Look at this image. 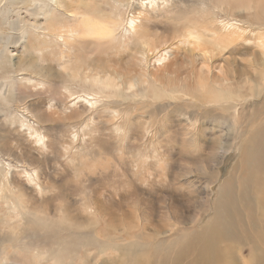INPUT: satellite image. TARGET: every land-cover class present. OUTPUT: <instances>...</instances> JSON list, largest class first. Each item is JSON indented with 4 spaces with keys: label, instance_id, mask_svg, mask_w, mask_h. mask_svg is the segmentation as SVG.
<instances>
[{
    "label": "rangeland",
    "instance_id": "obj_1",
    "mask_svg": "<svg viewBox=\"0 0 264 264\" xmlns=\"http://www.w3.org/2000/svg\"><path fill=\"white\" fill-rule=\"evenodd\" d=\"M0 12V264H185L218 190H245L264 127V0H0ZM102 20L116 23L110 41ZM255 214L241 207L239 242L221 244L248 264L249 247L264 255Z\"/></svg>",
    "mask_w": 264,
    "mask_h": 264
},
{
    "label": "bare ground",
    "instance_id": "obj_2",
    "mask_svg": "<svg viewBox=\"0 0 264 264\" xmlns=\"http://www.w3.org/2000/svg\"><path fill=\"white\" fill-rule=\"evenodd\" d=\"M43 7H44L43 3L39 5V9H40L39 13H43V11H44ZM0 14L3 17V13L0 12ZM116 28L117 27H116L115 22L109 23V22H105L103 20L101 22H98V21L93 22V29L95 30V32L98 36V39L102 42L110 41V39H113L114 35H115ZM137 28H138V25L135 22V17H133L130 20L128 32L131 31L132 34L134 35V34H136ZM257 28H260L262 30V27L257 26ZM228 30H229L230 35L233 34L232 37L240 36V34L242 33V31L239 30V26L236 22L230 24ZM68 32H75V31L74 30H68ZM187 35L189 37L193 38V40H194V38H196L197 42H199L201 40V38L197 37L191 30L187 31ZM0 42H3V41L1 40ZM214 43L215 42H212V45ZM65 44L67 45L69 43L65 42ZM3 46H7V45L5 44ZM259 46L262 48L263 53H264V42H261L259 44ZM4 48L5 47H3L2 49H4ZM6 50L7 49H5V51ZM263 60H264V57H263ZM30 68H31L30 72L34 73L33 66H30ZM24 70H26V69H24ZM30 77H31L30 78L31 81L35 80L34 75L31 74ZM99 78H101V77H99ZM114 79L117 82L115 77H114ZM133 79H137V78H133ZM14 80H16V79H14ZM130 80H132V79H130ZM175 80L179 81V79H175ZM185 82H186L185 79L179 81L176 84H173L174 81H173V83L171 81L172 87L175 88L174 91L178 92V94H181V92H183L184 95L187 94L188 90L186 89V83ZM1 85L4 86L5 81H2ZM96 86L98 88V91L96 92V94H100L103 92L105 87H107V83L102 82L99 84L97 82ZM118 87H119V84L117 82V86L115 87V89ZM205 87L202 86L203 89ZM260 87H261V85H260ZM179 91H181V92H179ZM208 91H210V90L208 89ZM251 91L254 94L255 93L258 94V92H259V91L257 92V90L254 88H252ZM208 95H207L208 97L206 99H208V98L214 99V102H215V99L217 100V99L221 98L220 95L212 94V91H210ZM235 97H237V96H235ZM248 101H247V103H248ZM209 103H211V102H209ZM263 103H264V100H263ZM207 105H208V103H207ZM252 106H254V105H252ZM226 107L234 108L235 104H229ZM240 107H241V105H240ZM249 111H250V109H249ZM196 122H197V120H196ZM261 140L264 141V127L262 129H260L259 137H258L259 142H257V144L254 146H252V143H251L250 144L251 145L250 151L248 150V148L246 149V154H247L246 164L248 165L249 172H248L247 176L244 178L246 181L243 179V181L241 183V185L245 183L244 184L245 190L238 191V189H227L226 187H223V190H218L217 196L214 200V210H212L213 214L210 217V219L208 218L209 220L203 225L199 224V226H195V228L192 230V232L186 236V239L191 241L194 246H193V249L187 248L188 247L187 244L183 247L182 252L179 254V257H178L180 263H183V262H185V264H248L249 263V261H247L243 255H240L242 252L241 248L239 250L237 249L238 252H235L236 250H234V251L225 250V248H223L221 246V244H223V242L225 243L227 241L239 242L235 239L234 224H235V218L237 216V212L240 210L241 207L247 208L248 210L254 212V214H255V210H256V211L260 212L261 215L264 216V179L261 182H259L258 184H254L252 179H251L252 173L256 172V173H258V175L260 177H262L261 174H262V172H264V143L260 144ZM255 188H258L261 191V197L255 196V193H254ZM3 190H5V189L3 188ZM5 200L7 202H10V204H12L14 206V208H15L14 212L19 211V204L16 203V202H18V200L13 195L6 193L5 194ZM262 224H264V217L261 220V222H257V224H256L257 226H259L260 232L264 236V228L262 229V227H261ZM51 228H53V227L51 226ZM59 241H60V244L64 250L65 256L69 255L72 252V250L71 249L69 250L68 240H64L63 238H60ZM45 244H48V243H45ZM43 248H44V252L47 254L51 255L54 253V251L51 250V247H43ZM262 248L264 249V242L262 243ZM248 251H249V253H248L247 257H250V255H251V258L254 260V264H264V255L259 256L262 254L261 250H258L256 253L254 250H252V248L249 247ZM55 258H56V264H59L60 263L59 254H55ZM83 264H88V262L83 261ZM156 264H166V263L165 262H156Z\"/></svg>",
    "mask_w": 264,
    "mask_h": 264
}]
</instances>
